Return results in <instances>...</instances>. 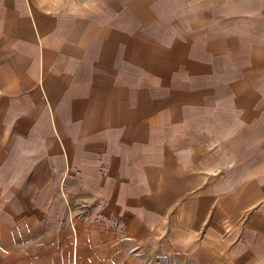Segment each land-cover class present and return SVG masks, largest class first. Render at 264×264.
<instances>
[{
	"label": "crops",
	"instance_id": "0c3cea01",
	"mask_svg": "<svg viewBox=\"0 0 264 264\" xmlns=\"http://www.w3.org/2000/svg\"><path fill=\"white\" fill-rule=\"evenodd\" d=\"M0 264H264V0H0Z\"/></svg>",
	"mask_w": 264,
	"mask_h": 264
}]
</instances>
